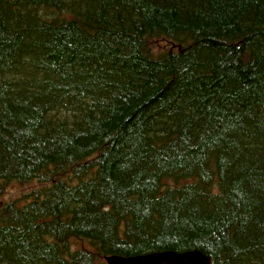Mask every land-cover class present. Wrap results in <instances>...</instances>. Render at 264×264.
<instances>
[{
	"label": "trees",
	"instance_id": "trees-1",
	"mask_svg": "<svg viewBox=\"0 0 264 264\" xmlns=\"http://www.w3.org/2000/svg\"><path fill=\"white\" fill-rule=\"evenodd\" d=\"M32 182L0 264H264V0H0V197Z\"/></svg>",
	"mask_w": 264,
	"mask_h": 264
},
{
	"label": "water",
	"instance_id": "water-1",
	"mask_svg": "<svg viewBox=\"0 0 264 264\" xmlns=\"http://www.w3.org/2000/svg\"><path fill=\"white\" fill-rule=\"evenodd\" d=\"M105 261L107 264H213L212 259L200 251H167L128 258L114 256Z\"/></svg>",
	"mask_w": 264,
	"mask_h": 264
},
{
	"label": "rangeland",
	"instance_id": "rangeland-1",
	"mask_svg": "<svg viewBox=\"0 0 264 264\" xmlns=\"http://www.w3.org/2000/svg\"><path fill=\"white\" fill-rule=\"evenodd\" d=\"M40 185L36 182L28 183V184H17L12 183L11 186L8 187L5 194L0 197V207L8 201L24 199L26 195H28L32 190L38 189ZM77 246H87L86 243L77 242L75 243V247Z\"/></svg>",
	"mask_w": 264,
	"mask_h": 264
}]
</instances>
